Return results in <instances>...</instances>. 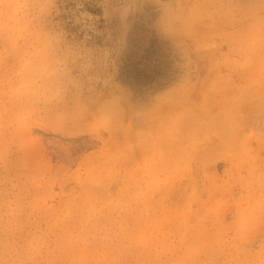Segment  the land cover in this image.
I'll return each instance as SVG.
<instances>
[{
	"label": "rangeland",
	"instance_id": "obj_1",
	"mask_svg": "<svg viewBox=\"0 0 264 264\" xmlns=\"http://www.w3.org/2000/svg\"><path fill=\"white\" fill-rule=\"evenodd\" d=\"M0 264H264V0H0Z\"/></svg>",
	"mask_w": 264,
	"mask_h": 264
}]
</instances>
